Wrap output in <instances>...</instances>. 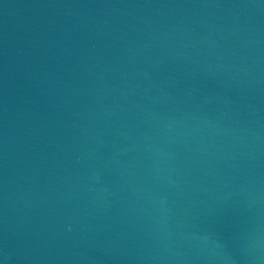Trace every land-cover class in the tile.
<instances>
[{
  "label": "water",
  "instance_id": "95a60500",
  "mask_svg": "<svg viewBox=\"0 0 264 264\" xmlns=\"http://www.w3.org/2000/svg\"><path fill=\"white\" fill-rule=\"evenodd\" d=\"M0 264H264V0H0Z\"/></svg>",
  "mask_w": 264,
  "mask_h": 264
}]
</instances>
